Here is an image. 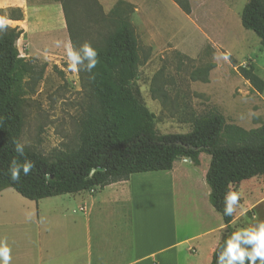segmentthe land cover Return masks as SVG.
<instances>
[{
    "label": "rangeland",
    "instance_id": "rangeland-1",
    "mask_svg": "<svg viewBox=\"0 0 264 264\" xmlns=\"http://www.w3.org/2000/svg\"><path fill=\"white\" fill-rule=\"evenodd\" d=\"M50 1L28 0V3ZM63 1L69 9V34L63 15L60 21L47 14L43 17V26H32L29 21L27 34L16 41L20 56L32 59L34 70L41 75L38 81L27 83L24 102L19 109L22 119L19 143L43 156L69 149L77 143L79 121L89 101L88 91L83 86L89 72L82 45L85 42L90 46L100 45L103 38L113 32L116 20L110 11L123 0H97L96 5L92 0ZM144 1L147 10H152L149 11L152 13L150 21L142 18V10L129 14L140 59L134 86L142 103L155 116L157 132L161 135L185 134L197 118L214 110L224 116L228 125L244 131L260 127L264 121V86L261 93L255 91L240 76L238 68H252L264 84V48L251 31L242 27L239 16L230 18L223 28L217 24L210 27L206 23L198 28L192 19L187 21L170 0ZM190 2L196 8L202 3L201 0ZM232 2L240 15L248 0ZM1 13L4 17L10 15L9 10ZM70 39L73 53L80 57L79 72L68 69L71 61L65 46ZM228 134L235 135L231 130ZM200 158L202 167L208 168L210 157L201 155ZM193 180L188 178L180 182L173 192L177 206L176 226L182 237L217 226V212L213 210V215H207L199 204L191 202L186 185L196 186ZM155 181L147 180L141 186L147 187L148 194L139 200L155 204L170 202L155 189ZM179 186H183L180 191ZM231 189L241 194L232 214L231 226L235 230L264 221L261 177L242 181ZM50 199L53 202L45 206L60 207L61 203L79 204L86 196L68 194ZM153 210L160 213L157 205ZM150 219L159 221L156 214Z\"/></svg>",
    "mask_w": 264,
    "mask_h": 264
},
{
    "label": "trees",
    "instance_id": "trees-1",
    "mask_svg": "<svg viewBox=\"0 0 264 264\" xmlns=\"http://www.w3.org/2000/svg\"><path fill=\"white\" fill-rule=\"evenodd\" d=\"M92 1L96 5L97 0ZM172 1L183 13L190 14L188 0ZM58 2L69 34V9L63 0ZM9 12L4 17L0 11V17L22 20L21 9H9ZM133 12V7L123 1L110 11L116 20L113 32L100 45L91 46L97 51L99 62L83 84L89 101L79 121L77 143L48 156L27 148L23 156L15 152L13 141L19 143L21 135L19 109L27 83L38 81L41 75L34 70L32 59L21 57L16 47L22 30L7 25L0 30V118H3L0 120V192L11 188L29 201L90 192L125 181L132 174L170 170L176 158L189 159L197 166L199 156L204 154L210 157L205 173L208 201L224 224L225 236L210 262L216 264L217 254L224 250V240L236 231L231 226L233 215H224L227 193L242 181L261 177L264 194V121L260 127L244 131L228 125L224 116L214 110L197 118L185 134H159L154 125L155 116L142 103L134 86L140 59L138 41L129 20ZM240 22L264 48V0H248ZM83 57L88 65L84 51ZM238 73L255 91H263V81L252 68L239 67ZM229 130L235 133L234 137H230ZM13 158L18 164L32 161L35 167L29 175L21 173L19 181H12L9 164Z\"/></svg>",
    "mask_w": 264,
    "mask_h": 264
},
{
    "label": "crops",
    "instance_id": "crops-1",
    "mask_svg": "<svg viewBox=\"0 0 264 264\" xmlns=\"http://www.w3.org/2000/svg\"><path fill=\"white\" fill-rule=\"evenodd\" d=\"M123 1L134 12L142 10V18L150 21L152 10H147L146 1ZM188 1L189 15L178 10L198 28L202 23L223 28L230 18L240 19L232 0H201L198 8ZM15 8L22 10V20L6 19L10 21L6 25L22 30V36L27 34L29 21L32 26H43L47 14L62 21L61 6L55 0L45 4L0 0V11ZM200 156L197 166L189 159L176 158L170 170L132 174L125 181L97 189L95 194H73L86 196L79 204L47 207L46 204L53 202L52 197L29 201L11 188L1 191L0 239L6 240L11 248V264H210L224 234L222 219L215 215L217 226L182 237L176 226L177 206L173 195L177 184L195 179L196 186L186 185L191 202L199 204L207 215L214 214L205 182L207 168L202 167ZM153 179L155 189L170 202L155 204L139 200L148 194L147 187L141 186ZM182 187L179 186V191ZM156 205L160 213L153 210ZM153 214L159 221H150ZM199 223L203 224V220Z\"/></svg>",
    "mask_w": 264,
    "mask_h": 264
},
{
    "label": "clouds",
    "instance_id": "clouds-1",
    "mask_svg": "<svg viewBox=\"0 0 264 264\" xmlns=\"http://www.w3.org/2000/svg\"><path fill=\"white\" fill-rule=\"evenodd\" d=\"M10 21L0 17V30ZM66 53L68 60V69L72 72H79L77 62L80 57L73 53L71 49V41L66 44ZM83 51L88 58L86 71L91 72L95 65L99 62L96 59L97 51L93 49L88 42L83 45ZM227 59V57H225ZM3 118H0L2 120ZM15 152L20 156L24 155V146L16 141ZM35 167L32 161L26 160L23 164H18L13 158L9 164L10 179L19 181L21 173L24 176L29 175L30 171ZM241 194L236 191H229L225 197L224 215L231 216L235 211V206L238 204ZM224 250L219 252L216 257V264H264V221H259L255 226L248 228H239L232 232L231 235L224 240ZM250 246V247H248ZM11 248L6 240L0 239V264H11Z\"/></svg>",
    "mask_w": 264,
    "mask_h": 264
},
{
    "label": "water",
    "instance_id": "water-1",
    "mask_svg": "<svg viewBox=\"0 0 264 264\" xmlns=\"http://www.w3.org/2000/svg\"><path fill=\"white\" fill-rule=\"evenodd\" d=\"M224 236H225V234H223V235H222L221 239H223V238H224Z\"/></svg>",
    "mask_w": 264,
    "mask_h": 264
}]
</instances>
